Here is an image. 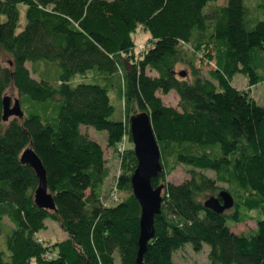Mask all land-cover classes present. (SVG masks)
<instances>
[{"label":"trees","instance_id":"16d2710c","mask_svg":"<svg viewBox=\"0 0 264 264\" xmlns=\"http://www.w3.org/2000/svg\"><path fill=\"white\" fill-rule=\"evenodd\" d=\"M246 1L0 0V52L11 57L8 68L0 63V264H137L133 147L105 193V150L81 129L105 132L115 150L124 134L131 143L129 118L138 113L149 115L160 152L152 187L164 185L142 264H175L173 255L188 245L195 253L208 246V264H264V217L247 234L227 226L264 211V104L232 85L237 74L249 88L264 82V0L255 1L254 14ZM140 27L151 34L150 48L134 60ZM200 52L207 78L193 61ZM11 87L23 117L5 126ZM159 92H174L178 108L164 105ZM27 148L44 167L53 212L35 205L38 179L20 162ZM179 166L189 178L166 182ZM114 189L127 196L105 205ZM221 191L234 207L205 209ZM47 220L68 238L43 242Z\"/></svg>","mask_w":264,"mask_h":264},{"label":"water","instance_id":"95a60500","mask_svg":"<svg viewBox=\"0 0 264 264\" xmlns=\"http://www.w3.org/2000/svg\"><path fill=\"white\" fill-rule=\"evenodd\" d=\"M180 77L186 73L180 72ZM21 120L23 112L18 100L11 106L10 99H3V122L9 118ZM129 132L133 144V153L137 161L136 169L131 177L132 195L140 207L139 239L137 264H142L143 255L147 244L154 238V219L161 213L162 192L164 185L152 187V180L157 179L162 171L160 164V152L157 141L152 131L150 117L146 113H138L129 118ZM20 162L29 166L38 179V187L35 191L34 202L38 208L55 211V204L47 189V179L44 167L31 148L24 150L20 156ZM205 209L216 214H223L234 207L233 198L225 191L218 196L209 197L204 202Z\"/></svg>","mask_w":264,"mask_h":264},{"label":"rangeland","instance_id":"374dc122","mask_svg":"<svg viewBox=\"0 0 264 264\" xmlns=\"http://www.w3.org/2000/svg\"><path fill=\"white\" fill-rule=\"evenodd\" d=\"M256 0H248L246 1L249 5L250 11L254 14ZM220 4L222 3L219 2ZM20 10V26L23 27L24 25V14H25V7L21 6L19 8ZM133 43H134V51H133V59L137 60L140 58V56L145 52L148 48H150V39L151 34L148 31H145L141 27L132 35ZM203 57L200 53H197L195 56L194 63L197 67V69L200 71V75L207 78V70L208 66L204 67V60L201 59ZM126 59H129L127 57ZM127 62V60H126ZM0 63L2 68H8L11 63V57L9 54L1 51L0 52ZM30 67V66H28ZM178 72H184L187 74V81H192L191 73L189 69L184 65H178L177 66ZM232 85L240 90V91H246L250 93L251 97L257 102L259 105L264 104V82L259 83L258 85L249 88L248 87V80L240 74H237L233 80ZM158 97L161 98L164 105L169 107L178 108L179 99L178 96L171 92L167 95H163L162 93L157 94ZM10 99L11 106H13V103L15 100H19V96L15 88L11 87L7 90L6 96ZM115 118H120V110L117 109V112L115 114ZM122 118H125V116ZM14 118L11 117L9 120L5 123V126ZM81 132L84 134H87L90 136V138L94 139L96 142H98L105 150V159H106V167L110 171V176L107 181H105L102 191L108 192L111 190L116 182L117 179L121 173L120 171V164L123 159V156H120L117 152V149H110L107 148V138L105 132H97L93 128H82ZM128 141V140H127ZM132 148L133 144L128 141L126 145V151L128 148ZM133 151V148H132ZM207 176L214 177L212 173H207ZM189 178L188 169L182 166L177 167L169 176L166 177V182L172 183V184H180L187 180ZM164 181V182H165ZM219 187L223 190V188H226L225 185L219 184ZM119 194V193H118ZM119 199H123L126 195V192H121L119 195ZM230 211V210H229ZM249 217H251L249 220H247L244 223L235 224L232 221H227V226L235 233V234H247L250 232H253L256 229V221L259 219H262L264 217V211L260 212H251L248 214ZM6 225H9L7 221H4ZM46 227L47 229L44 231H41L38 235V237L45 243H48L49 245L56 244L62 241H65L68 237L67 235L62 231L59 224L56 222H53L51 220L46 221ZM3 238L0 240L1 244L3 246ZM4 247V246H3ZM209 252L208 246L204 245V249L201 253H195L193 252L190 245L185 247L182 250H179L177 253L173 255V261L175 264H208L207 254Z\"/></svg>","mask_w":264,"mask_h":264},{"label":"built area","instance_id":"2783aa9c","mask_svg":"<svg viewBox=\"0 0 264 264\" xmlns=\"http://www.w3.org/2000/svg\"><path fill=\"white\" fill-rule=\"evenodd\" d=\"M127 140H128V136L127 134H124L122 140L117 145L116 149L120 156H123L126 152V145L128 143ZM117 197H118L117 190L116 189L112 190L107 201L105 202V205L110 204V203H116L118 199Z\"/></svg>","mask_w":264,"mask_h":264}]
</instances>
